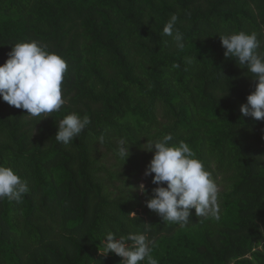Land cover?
I'll list each match as a JSON object with an SVG mask.
<instances>
[{
    "label": "trees",
    "instance_id": "trees-1",
    "mask_svg": "<svg viewBox=\"0 0 264 264\" xmlns=\"http://www.w3.org/2000/svg\"><path fill=\"white\" fill-rule=\"evenodd\" d=\"M173 14L183 49L163 35ZM239 31L264 51V0H0V65L33 40L68 64L52 116L0 98V165L29 186L0 200V264H121L99 251L109 231L145 233L159 264H264V120L242 115L253 74L220 39ZM71 113L90 123L65 145L57 121ZM169 133L216 180L218 221L192 209L181 227L147 208L154 153L142 146ZM141 183L148 195L132 191Z\"/></svg>",
    "mask_w": 264,
    "mask_h": 264
},
{
    "label": "clouds",
    "instance_id": "clouds-1",
    "mask_svg": "<svg viewBox=\"0 0 264 264\" xmlns=\"http://www.w3.org/2000/svg\"><path fill=\"white\" fill-rule=\"evenodd\" d=\"M178 16L173 14L163 28L164 36H171L180 49L184 48L183 34L176 28ZM225 57L236 60L241 68L253 74L254 91L241 105L244 117L256 121L264 120V51H259L261 42L255 32L239 31L230 35H220ZM179 67V65H174ZM68 71L66 60L58 53L48 50L39 41L14 44L8 59L0 65V98L10 106L24 109L34 118H47L59 112L66 104L62 82ZM41 120V119H39ZM58 122L55 135L57 142L68 145L89 125L87 115L78 113L64 116ZM103 141V138H101ZM172 134H165L155 141L143 145V149L154 153L144 175L152 177V194L146 200L149 210L159 215L163 221L186 226L190 221L192 209L197 217L220 219V188L204 162L196 157L189 144L180 141L172 144ZM117 154L128 159L129 146L124 140L118 142ZM154 174V176H153ZM139 191L148 195L146 185L141 183ZM29 192L27 180L12 167L0 165V200L20 202ZM135 217L136 214L132 213ZM103 243V255L114 253L122 258L121 264H159L152 255L154 241L145 233H129L117 238L109 231Z\"/></svg>",
    "mask_w": 264,
    "mask_h": 264
}]
</instances>
